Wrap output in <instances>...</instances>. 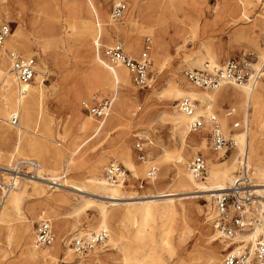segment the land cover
I'll return each instance as SVG.
<instances>
[{
    "label": "rangeland",
    "instance_id": "obj_1",
    "mask_svg": "<svg viewBox=\"0 0 264 264\" xmlns=\"http://www.w3.org/2000/svg\"><path fill=\"white\" fill-rule=\"evenodd\" d=\"M121 1L128 5L125 17L115 22L121 26V30L118 34L113 32L111 38L103 32L100 48L102 50L119 39L124 41L127 51L137 58L143 49L145 37L151 36V80L149 86L144 88L137 87L132 82L130 87L135 96L130 113L109 124L118 111L115 101L101 133L81 147L74 156L75 163L69 164L68 159L75 143L78 144L94 129L82 132L80 127L84 119L90 117L94 123L100 121L83 108V102L110 99L112 93L109 87L90 85L88 88L84 86L79 95L78 93L73 95L75 78L86 74V68L91 66L95 54V45L91 39L96 29L95 17L88 10L87 0H0V20L9 22L11 26V34L0 48V67L9 64L7 59L9 52L35 57L37 74L29 87L42 92L41 102L36 106L47 113L48 123V128H45V121L35 114L27 124H22L20 137L16 134V128L6 123L9 130H4L0 122V154L14 151L18 140V148L12 158H0V165L35 159L41 163L46 175L53 176L59 181V175L65 173L66 178L63 182L82 189L77 191L70 187H62V190H54L44 185L43 191L36 194L33 184L29 180L23 181L27 183L28 195L24 197L21 205V216L9 211L8 217L0 220V264H124L123 248L128 249L125 264H200V258L216 247H219L221 264L230 248L222 247L226 240L218 235L216 240L212 238L216 231L209 221L213 213V198L206 195L210 192L198 194L200 197H189V194L180 193L175 199L178 204L183 202L187 208L191 232L182 230L179 216L174 226L175 231L166 243V229L175 219L172 211L167 209L171 206L159 202L157 207L152 209L154 213L152 217L146 218L145 206L134 203L128 208L114 210L116 217L111 223L121 236L116 246L107 240L105 245L88 255H78L72 251L73 258L70 260L67 258L66 250L68 246L73 248L71 245L73 237L80 232L87 233L88 225L97 223L99 205H111L105 191L88 184V179L94 174L105 178V168L110 161L121 163L129 171L130 176L125 186L127 191L132 193L131 196L150 192L158 194V191L170 188L166 185L170 178L162 180L165 177L162 161L167 152L177 153L182 149V141L176 133L171 115L179 98L166 93L170 82L176 81L181 88L183 87L182 89L199 90L188 81L186 71L204 70L207 65L211 66L207 51L216 57L219 64L211 67H221L231 59L247 60L254 69H259L264 64V0H250L251 3L245 6L237 3L227 4L226 0H93V3L100 14L102 6L105 8L104 18L109 20L113 7ZM82 19L93 21L92 36H89L87 44L80 39ZM103 20L102 18V23ZM49 24L56 25L61 34L45 33ZM13 37H22L31 46L25 51L16 49L11 44ZM131 38L134 41L133 46L129 43ZM157 38L163 44L158 61L154 53ZM46 43L48 47L44 50ZM198 59L200 62H197ZM254 64L260 66L256 67ZM261 80H264V76L258 82ZM200 91L213 93L203 88ZM5 101L0 86V108ZM229 107L237 110V118L242 127L236 135L245 132L249 127L250 132L264 141V100L260 113L253 112L247 122L243 116L245 113H242L237 102L217 100L212 112L219 114L226 133H229L232 126L231 117L225 115V109ZM10 117L11 115L7 116V122ZM190 137L196 139V142L189 143L190 154L185 161V169H188L189 161L197 154L205 157L207 168L213 162L223 165L232 157H239L238 149L227 153L213 151L206 132L191 131ZM203 137L207 139L205 149L198 146ZM149 139L153 140L155 145H150L146 150L144 143ZM122 142L128 146L130 158L137 168L136 174L127 167L118 151ZM138 142L143 144L147 160L151 159L152 162L143 164L138 159L135 149ZM55 151L60 152L57 158L51 157ZM152 158L158 160L154 161ZM49 160L56 162L55 174L50 170ZM97 160H101L102 163H97ZM249 161L253 168L254 182L258 183L254 162L251 159ZM150 165H155L158 169L157 186L152 187V190L148 189V185L140 189V181L146 176ZM237 170L238 162L234 176ZM171 175L172 172H169V176ZM64 196L68 199L62 202ZM256 196L255 194L252 200L264 202L263 196ZM5 199L0 196V202ZM139 199L136 197L135 201ZM46 207L58 214L57 217L50 216L55 233L54 243L39 248L46 250L58 247L56 258L47 263L24 255L27 241L24 227L30 225V242L33 245L37 225L44 219L41 215ZM77 207H81L80 212L76 211ZM248 207L247 217L253 224L245 232H250L256 224L263 223L258 207L255 204H249ZM93 231L97 230L92 229L88 233ZM263 233L264 231L258 234L259 239L264 236ZM246 246L253 249L252 242Z\"/></svg>",
    "mask_w": 264,
    "mask_h": 264
},
{
    "label": "bare ground",
    "instance_id": "obj_2",
    "mask_svg": "<svg viewBox=\"0 0 264 264\" xmlns=\"http://www.w3.org/2000/svg\"><path fill=\"white\" fill-rule=\"evenodd\" d=\"M226 1L227 4L237 3L243 6L251 3L250 0H226ZM18 3H20V1ZM87 5H88V10H90V12L93 13L96 22L95 33L94 36L91 38L93 44L95 45V54L93 56V61L91 66H89L88 69L86 68V74L78 78H75L76 81L74 84L73 95H76L77 93L79 95L80 92L83 91L84 86L86 88L90 87V85L97 87L100 86L105 88L106 87L111 88L112 93H110L111 94L110 99L112 100L113 104L115 101H117V109H118L117 114H115V116L110 120L109 124H112L118 121L121 118V116L130 113V106L134 103V96H135L134 91H132L130 87L132 85V80L128 70L122 65L109 64L105 56L102 54V50L100 48V45L102 43L101 40L103 37V32H105L111 38L113 32L114 33L116 32L117 34L120 32L121 26L115 23L116 21L113 20L112 18H110L109 20H105L106 18H104V16L106 15V12L103 6H102V13L100 14L98 13L99 11L97 7L93 3V0H87ZM102 18L104 19L103 20L104 23L101 22ZM80 27H81L80 39L83 41V43L87 44L88 43L87 41L90 40L89 36H92L93 21L88 19H82L80 21ZM45 33H48L50 35L61 34L58 27L54 24H49L45 29ZM159 38H157L154 48L156 61L160 59L161 49L163 47L162 46L163 44L159 42L160 41ZM129 43L132 46L134 45V41L132 38L130 39ZM11 44L14 45L16 49L18 48L23 51H25L26 48H29L31 46L30 43L26 42L25 39H23L22 37H18V38L13 37ZM47 47L48 45L46 43V46H44V50H46ZM207 56L210 62L212 63L211 66L212 65L219 66L216 57L210 51H207ZM199 60L200 59H198L197 62H200ZM254 65L256 67L260 66L256 64ZM213 68H219V67L216 66L211 67V69ZM29 85L30 83L20 84L17 81L16 77L11 72L10 62L8 65H3L2 67H0V86L3 97H5L6 99V101L0 108V122L2 123L4 130L5 129L9 130L8 127L5 125L6 123H8L7 116L12 115V113L14 112H19L21 123L16 128L15 131L17 132L16 133L17 136L20 137L22 136V124L24 123L27 124V122H29V119L35 114L39 116L43 121H45L44 126L45 128H48V123L46 122L47 113L43 111L44 109L42 110L39 108L40 109L39 110L36 106L39 105V103L41 102L42 92L37 88L29 87ZM182 88L177 84L176 81H172L170 82L168 88L166 89V93L171 94L179 99L184 96H189L198 100L200 102V105L198 106V112L205 114H210L212 112L214 103L217 102V100L235 101L239 104L242 113H245V115L243 116L246 118L245 119L246 122L250 119V116L252 115L253 112L254 113L258 112V114L260 113L261 103L264 100V80H261L260 82L256 83L255 86L250 84L233 85L232 87L231 86L229 87L228 85H224L220 87L218 90H214L213 93L205 92V91L202 92L200 91L201 88L198 87L196 88H198L199 90L192 88L191 89H182ZM84 102H89V101H84ZM113 104H112V108H113ZM49 108L51 110V106H49ZM174 109H175L174 112L171 113L172 121L176 133H178L182 141V149L177 153L167 152L164 155L165 157L164 160L162 161V165L164 166V176H165L164 178H162V180L165 178L166 179L170 178L169 181L166 182L167 187L170 188L169 189L166 188L167 190L158 191V194H155L154 192L153 193L150 192L148 194H142L140 196H131L132 193H129L125 186L128 182L127 180L123 185L113 186L110 185L105 178L98 177L97 175L94 174L92 177L88 179V184L99 190L105 191L108 194L106 197L107 199H109V203H111V205L109 206H107L106 204L99 205L97 223L89 224L87 233L92 229H96L97 231L101 229H106L109 233L108 241L113 246H116L118 242L121 240V236L118 229L115 226H113L111 223V220L116 217V213L114 210L125 209L134 203H140L145 206L144 208L146 209L145 210L146 218H151L152 215L154 214L152 212V209L157 207L159 202H164L165 204H169V206H171L170 208L167 209L169 211L171 210L173 216H175L174 221L168 226L165 232L166 243H167L169 242L168 240L169 236L173 234V232L175 231L174 226L176 225L179 216H181L179 220V225L182 226V230L191 232L190 230L191 228L189 226V220L187 219V208L185 207L183 202H179V204L177 203L176 199L178 197L176 198V196L182 193L184 195L189 194L190 195L189 197H200V195L198 194L204 192H210L206 196L208 198H211L213 196L212 194L215 191L224 189L225 187L228 186L229 183L233 181L234 171L236 169V163L238 162L239 159V157L237 156L232 157L229 162H225L223 165H219L215 162H213L212 164L210 163L211 164L210 167L207 168L208 174H206L207 175L206 178L200 181L193 178L190 172L188 171V169H185L184 164L190 154V150L188 149V147H190L189 143L196 142V139L190 137L191 118L184 115L179 110H177V106H175ZM109 115L110 113L108 114V116ZM108 116L104 119H101L100 121H96L97 123H94L90 117L84 119L80 127L81 131L85 132L88 129L91 128L94 129L90 133V135L84 137V139L81 140L78 144L75 143V147L71 151L70 157L68 159L69 164L75 163L74 156L80 150L81 147H83L90 140H92L94 137L99 135V133H101ZM236 138L238 141L237 149L239 155L244 151H248L249 160L251 159L254 162L255 175L259 179L258 183L254 182V188H256L254 189V192L257 195L256 197H262V196L264 197V141H262L259 137H257L255 133L250 132L249 127L245 132H242L241 134H237ZM50 141L52 142L53 140L51 139ZM206 143H207V139L206 137H203L199 142L198 146H200L201 149H205ZM144 145L147 150V148L150 145L154 146L155 142L149 139L146 143H144ZM17 148H18V140L16 141L13 150L17 151ZM62 148L63 147H61V150ZM14 151H8L3 155L0 154V158L4 157L7 159H11L14 154ZM118 151L121 157L123 158L125 164L127 165V167L136 174L137 168L130 158V153L128 151L127 144L123 142L120 143L118 147ZM58 156H60V152H56V151L53 152L51 155V157L53 158H57ZM215 158L217 157L215 156ZM152 159L154 161L158 160V158H152ZM210 160L213 159L210 158ZM150 161L152 162V160L150 159L144 162L143 164H148L150 163ZM48 162L51 165L50 170L55 174V172L57 171L56 168H54L56 162H54V160H49ZM96 162L99 164L102 163L101 160H97ZM169 172H172L171 176H169ZM157 176L153 180L148 182L147 184L149 187L148 189L152 190L151 189L152 187L157 186L156 183ZM51 179L58 181L56 178H51ZM28 180L35 187L36 194L41 193L43 191L44 185H49L47 180H38V179H28ZM24 182H22V186H19L15 190L10 192L7 198L0 202V214L2 215L0 217L1 218L0 220H5V218L8 217L7 213L9 211H13L17 215L21 216V212H22L21 205L23 203L24 197L28 195V189L26 186L27 183L25 184ZM62 187H70L77 191H82L80 187H76L67 182H61L60 186L57 185V188L55 190H62ZM58 196L60 195H57V197ZM136 197L140 198L139 201H135ZM67 199L68 198L64 196L62 202L66 201ZM258 201H259V205H257ZM251 204L252 205L255 204V206L258 207L263 223L256 224L255 227L250 232L239 233L237 237L234 238L233 240L225 241V242L221 240V242H224L222 247H224L225 249L231 247V245L234 244H236V246H240V245H246L249 242H252L253 249L255 248V245L259 240L258 234L264 231V202L261 200H252ZM80 209L81 207H77L76 211L80 212ZM52 215L54 217L58 216L55 210L53 209L49 210L48 207H46V209L42 211L41 218H44L43 220H49L52 223V219L50 217ZM24 228H25L24 232L26 233L27 236V241L24 247L25 257L30 259H34V258H37L38 260L41 259L46 263L48 261L54 260L57 256L58 247H52L46 250H39V248L35 245V241L33 242V245L30 242L31 240L30 225H26ZM12 233H13V229L10 233V237H12ZM84 233L85 232H80V234H84ZM217 235L218 233L211 236L214 240H216ZM134 236H139V235H134ZM218 249L219 247H216L215 249L209 251L207 254L203 255L200 258L201 259L200 264H220ZM72 251H74L73 248L68 246L66 250V255L69 260L73 258ZM122 251H123L124 264H125L127 260L126 253L128 252V249L123 248Z\"/></svg>",
    "mask_w": 264,
    "mask_h": 264
},
{
    "label": "built area",
    "instance_id": "obj_3",
    "mask_svg": "<svg viewBox=\"0 0 264 264\" xmlns=\"http://www.w3.org/2000/svg\"><path fill=\"white\" fill-rule=\"evenodd\" d=\"M127 11V3L121 1L113 7L111 18L115 21H121ZM10 34V23L0 20V48ZM151 46L152 37L146 36L143 49L137 58L127 51L126 44L119 39L113 44L105 46L102 50L109 64L124 66L130 73L133 84L144 88L149 86L151 80ZM7 59L11 64L12 74L20 84H28L35 80L37 74L35 57L9 52ZM186 76L193 86L208 90H218L225 84H250L255 86L264 76V64L259 69H254L247 60L231 59L219 68L211 69L210 65H207L204 70L186 71ZM112 104L111 99L104 98L101 101L92 99L91 102H83L82 105L83 108L88 110L89 114L101 120L111 112ZM198 106L199 101L189 96H184L177 101L178 110L191 118V131L202 133L208 128L206 134L210 146L215 152L227 153L236 150L238 147L236 133L242 129L240 121L234 119L230 132L226 133L216 113H199ZM226 115L234 118L236 115L235 108H229ZM8 123L17 128L20 125V113H12ZM135 149L138 159L143 163L146 162L147 152L143 144L136 143ZM187 168L193 178L197 180L206 178L207 162L202 154L195 155L189 161ZM157 171L155 165H150L140 187H144L149 181L153 180L157 175ZM51 178L53 176L46 175L41 163L35 159H24L9 165H0V196L2 199L7 198L10 192L28 179L47 180L49 188L55 190L57 185L60 186L61 182L65 181L66 176L65 173L59 175V181ZM127 178L128 171L121 163L117 161L108 163L105 168V179L110 185H123ZM212 195L213 213L209 221H211L212 227L220 238L226 241L233 240L239 233L247 231L252 226V222L247 217V207L251 204L255 192L253 168L247 151L239 155L238 170L231 184L222 190L215 191ZM108 236L109 233L106 229L82 235L78 234L73 237L71 245L78 255H88L98 247L105 245ZM34 241L38 248H45L54 243L55 233L49 220H42L38 223ZM221 264H264V236L257 241L254 249L246 245H231Z\"/></svg>",
    "mask_w": 264,
    "mask_h": 264
},
{
    "label": "crops",
    "instance_id": "obj_4",
    "mask_svg": "<svg viewBox=\"0 0 264 264\" xmlns=\"http://www.w3.org/2000/svg\"><path fill=\"white\" fill-rule=\"evenodd\" d=\"M226 63V62H225ZM151 68V67H150ZM189 71V70H188ZM225 85H231V84H225ZM224 86V85H223ZM212 91H214V90H212ZM229 108H233V107H229ZM229 108H227V109H225V111H227ZM211 113H216V112H211ZM217 115H219L218 113H216ZM225 115H226V113H225ZM227 116V115H226ZM219 117V116H218ZM238 116H237V114L235 115V117L233 118V117H231V121H233L234 119H236V120H238V118H237ZM232 124V123H231ZM208 128H206L205 129V131L204 132H206V131H208L207 130ZM231 130V129H230ZM204 132H202V133H204ZM230 132V131H229ZM128 171V170H127ZM130 176V173H129V171H128V177ZM143 180V179H142ZM141 180V181H142ZM141 181H140V185H141ZM140 187V186H139ZM143 187H140V189H142Z\"/></svg>",
    "mask_w": 264,
    "mask_h": 264
}]
</instances>
